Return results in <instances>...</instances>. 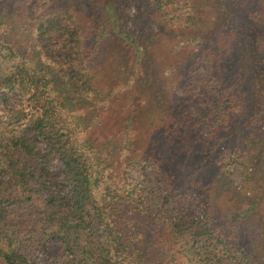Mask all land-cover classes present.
Instances as JSON below:
<instances>
[{
  "label": "trees",
  "instance_id": "16d2710c",
  "mask_svg": "<svg viewBox=\"0 0 264 264\" xmlns=\"http://www.w3.org/2000/svg\"><path fill=\"white\" fill-rule=\"evenodd\" d=\"M177 1L0 0V264H264V177L188 188L205 142L264 173V0Z\"/></svg>",
  "mask_w": 264,
  "mask_h": 264
},
{
  "label": "rangeland",
  "instance_id": "374dc122",
  "mask_svg": "<svg viewBox=\"0 0 264 264\" xmlns=\"http://www.w3.org/2000/svg\"><path fill=\"white\" fill-rule=\"evenodd\" d=\"M76 3L78 2V0H74ZM92 2L91 7H98L100 5H102L101 0H88V2ZM194 0H189V13H190V17L188 20H199L198 18H196L194 16V8H192L191 4L193 3ZM141 2L142 0H136V4L140 6L139 11L142 12L144 10V8L141 6ZM224 1L220 2V6H223L224 12L229 10L230 12L228 14H232L233 10L230 9V7H228L227 9L224 8ZM182 5V0H178L176 5H171V8L168 7L167 12L171 13L172 9L175 8V6H181ZM229 6V5H228ZM13 10V16H14V20H20V14L23 12H26V7L23 5V3L21 2V0H12V8ZM226 9V10H225ZM138 9H136L135 6H130L127 8V13L129 16H133ZM148 10V9H147ZM187 10V9H186ZM232 10V11H231ZM183 9L176 10V13H174L175 15H179L183 17V20H185V14L186 11H183ZM188 11V10H187ZM226 13H223V16L221 17L222 20L224 18ZM225 17L226 20L230 19L229 16ZM197 15V14H195ZM143 20H148L145 17L141 16L140 18V24H142ZM200 20H209L208 17L206 15H202ZM225 21V20H224ZM224 23V22H223ZM234 23V20H233ZM236 24V23H234ZM248 23L245 24V28H240L237 29V31H240L242 34H245L249 31L248 30ZM259 29V28H258ZM211 34V33H210ZM244 34V35H245ZM184 35L180 34V39L184 41L183 39ZM162 42H164V40H169V41H173V39H169L166 37L161 36V38H159ZM181 42V41H179ZM172 43V42H169ZM183 43V42H182ZM172 58H169L166 56V63H170L172 62ZM165 64V63H164ZM176 93L178 95L181 94V90L180 89H176ZM203 108H205V105H202ZM222 144H225V147H221L223 146ZM209 142H205V145H203V154L201 155V157L196 161V162H203L202 166V171H201V184H197V187H194L189 184L188 188L190 191V197H194V196H200V199L202 202H205L203 198H207V199H214V200H218L217 204L215 206H213L212 210H214V208L216 210L221 209L223 207V205L226 203V201H229L230 199H234L231 198V192L234 193L235 195H237L238 190H234V187H232V190L230 191L229 189L232 186H236L237 188H239V186H243V188L247 187V189H249L250 187H254L257 186L259 182H257V178L259 177H264V173L260 170V168H254V166H248L245 162L246 159L244 157H246V155L244 153L238 152L235 154L231 153V146H233V143H221L220 147H218V149H212V152L209 153ZM241 151V150H240ZM206 153L209 154V157H206ZM40 157H43V154L40 155ZM245 166H248L249 169H246ZM262 169V168H261ZM264 170V169H262ZM59 169H55L53 171V175H59ZM248 172V173H247ZM246 177L249 180H246ZM152 182L154 185L157 186L158 182L157 179L152 176ZM262 178H260L261 180ZM198 180V179H197ZM246 181L249 182L248 184H246ZM231 183V185H229ZM225 184V185H224ZM246 184V185H245ZM246 189V190H247ZM229 190V192H227ZM198 194V195H196ZM248 194V193H246ZM243 196L241 194H238V198H242ZM199 199V200H200ZM208 210V209H207ZM261 214L263 213L262 209H260ZM205 213V209L204 207H202V205L199 204V202L196 203V207L193 209L192 211V215L195 218H201L203 216V214ZM261 214L258 213L257 215H255L253 218L260 224V228H259V234L261 236H264V217H261ZM21 246V245H20ZM21 248H23V246H21ZM28 254L29 257H35L39 262H41L42 264H46L48 262H51L53 260H55L59 255H60V248H59V243L57 242V240L55 239H46L45 241H43L41 243V245H39L38 247L32 249V250H26L25 248H23ZM74 264H79L78 262L74 263Z\"/></svg>",
  "mask_w": 264,
  "mask_h": 264
}]
</instances>
